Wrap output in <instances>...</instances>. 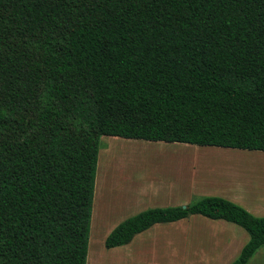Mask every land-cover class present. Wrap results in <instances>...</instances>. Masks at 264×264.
I'll use <instances>...</instances> for the list:
<instances>
[{
    "label": "trees",
    "instance_id": "1",
    "mask_svg": "<svg viewBox=\"0 0 264 264\" xmlns=\"http://www.w3.org/2000/svg\"><path fill=\"white\" fill-rule=\"evenodd\" d=\"M101 136L264 152V0H0V264H86ZM200 215L264 217L214 196L148 208L107 249Z\"/></svg>",
    "mask_w": 264,
    "mask_h": 264
},
{
    "label": "rangeland",
    "instance_id": "2",
    "mask_svg": "<svg viewBox=\"0 0 264 264\" xmlns=\"http://www.w3.org/2000/svg\"><path fill=\"white\" fill-rule=\"evenodd\" d=\"M208 196L264 217V152L101 136L86 264H230L248 234L200 215L156 224L128 246L104 247L110 231L139 212ZM248 264H264V247Z\"/></svg>",
    "mask_w": 264,
    "mask_h": 264
},
{
    "label": "crops",
    "instance_id": "3",
    "mask_svg": "<svg viewBox=\"0 0 264 264\" xmlns=\"http://www.w3.org/2000/svg\"><path fill=\"white\" fill-rule=\"evenodd\" d=\"M161 142H162V141H161ZM165 143H167V142H165ZM93 205H95V200H94V204H93ZM207 219H208V218H207ZM176 222H178V221H176ZM171 223H175V222H171ZM161 224H165V223H161ZM155 225H156V224H155ZM152 227H154V225L151 226L150 228H152ZM150 228H149V229H150ZM147 230H148V229H147ZM147 230H145V231H147ZM143 232H144V231H143ZM141 233H142V232H141ZM139 234H140V233H139ZM137 235H138V234H137ZM135 236H136V235H135ZM135 236H134V237H135ZM134 237H133V238H134ZM132 240H133V239H132ZM132 240H131V241H132ZM91 241H92V238H91ZM131 241H130L128 244H126V245H127V246L130 245ZM223 241H224V243H223ZM228 242H229V239H228V238H227L226 240H223V239H222V243H223L224 245H227ZM227 246H228V245H227ZM227 246H226V247H227ZM217 247H219V244L217 245ZM259 250H260V249H259ZM259 250H258V251H259ZM258 251H257V252H258ZM257 252H256V253H257ZM256 253H255V255H256ZM253 257H254V256H253ZM253 257H252V258H253ZM252 258H251V259H252ZM251 259H250V260H251ZM207 260H208L207 258L203 259V260H202V264H203V263H205V264H211L210 261L207 262Z\"/></svg>",
    "mask_w": 264,
    "mask_h": 264
},
{
    "label": "bare ground",
    "instance_id": "4",
    "mask_svg": "<svg viewBox=\"0 0 264 264\" xmlns=\"http://www.w3.org/2000/svg\"><path fill=\"white\" fill-rule=\"evenodd\" d=\"M219 155V154H218ZM231 161V160H230Z\"/></svg>",
    "mask_w": 264,
    "mask_h": 264
}]
</instances>
